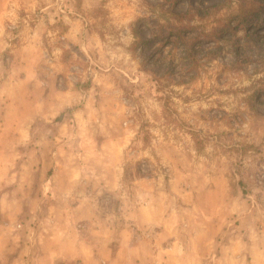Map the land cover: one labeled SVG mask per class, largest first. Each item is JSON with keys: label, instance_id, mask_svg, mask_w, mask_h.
<instances>
[{"label": "rangeland", "instance_id": "rangeland-1", "mask_svg": "<svg viewBox=\"0 0 264 264\" xmlns=\"http://www.w3.org/2000/svg\"><path fill=\"white\" fill-rule=\"evenodd\" d=\"M262 2L4 0L9 46L0 74L7 77L20 35L32 36L45 75L66 99L77 97L33 129L60 128L83 169L98 166L87 164L94 156L120 158L124 193L101 202L159 197L179 235L194 240V255L210 254L209 264H264ZM241 6L253 25L238 26ZM2 150L18 154L14 145Z\"/></svg>", "mask_w": 264, "mask_h": 264}, {"label": "crops", "instance_id": "crops-1", "mask_svg": "<svg viewBox=\"0 0 264 264\" xmlns=\"http://www.w3.org/2000/svg\"><path fill=\"white\" fill-rule=\"evenodd\" d=\"M2 4L0 56L9 46L2 21L10 13ZM26 36L11 49L7 77L0 74V264H209L210 254H193L194 240L179 235L159 197L132 205L101 202L124 193L115 172L120 158L94 156L97 161L87 164L98 166L83 169L72 144L57 135L60 128L33 129L71 108L77 97L71 92L66 99L68 91L45 75L42 46ZM33 131L38 137H31ZM13 145L18 154L4 156L2 149Z\"/></svg>", "mask_w": 264, "mask_h": 264}, {"label": "trees", "instance_id": "trees-1", "mask_svg": "<svg viewBox=\"0 0 264 264\" xmlns=\"http://www.w3.org/2000/svg\"><path fill=\"white\" fill-rule=\"evenodd\" d=\"M175 2H177L178 0H174ZM244 2V1H243ZM242 7V6H241ZM258 14L257 16H260L261 14H264V2L259 3V7H258ZM178 18H182V16H179ZM254 15L253 12H250V10L247 9H243V7L241 8V13L237 16L236 18V22L237 24H239L238 26L242 25L244 26L245 24L247 25H253L254 20ZM224 30L221 31V33H223ZM227 32V30H226ZM182 31H180L178 33V37H181ZM169 35H172V33H166V34H161L158 36L159 40L161 41H165L167 40V38L169 37Z\"/></svg>", "mask_w": 264, "mask_h": 264}]
</instances>
